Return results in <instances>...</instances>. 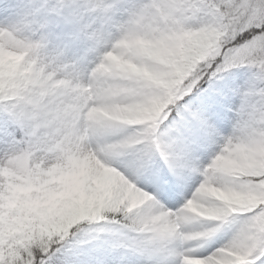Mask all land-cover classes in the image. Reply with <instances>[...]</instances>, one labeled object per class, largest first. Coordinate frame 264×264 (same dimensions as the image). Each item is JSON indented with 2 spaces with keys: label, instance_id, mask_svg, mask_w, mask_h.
Returning a JSON list of instances; mask_svg holds the SVG:
<instances>
[{
  "label": "snow or ice",
  "instance_id": "1",
  "mask_svg": "<svg viewBox=\"0 0 264 264\" xmlns=\"http://www.w3.org/2000/svg\"><path fill=\"white\" fill-rule=\"evenodd\" d=\"M0 16V264H264V0Z\"/></svg>",
  "mask_w": 264,
  "mask_h": 264
},
{
  "label": "rangeland",
  "instance_id": "2",
  "mask_svg": "<svg viewBox=\"0 0 264 264\" xmlns=\"http://www.w3.org/2000/svg\"><path fill=\"white\" fill-rule=\"evenodd\" d=\"M3 17L0 16V21H3ZM63 26H58L54 28V31L59 33L63 31ZM88 45L82 41H75L71 44L67 50V63H75L76 69L75 74L79 75L82 79L86 78L87 72L90 69L91 61L94 59L92 53L87 52Z\"/></svg>",
  "mask_w": 264,
  "mask_h": 264
},
{
  "label": "clouds",
  "instance_id": "3",
  "mask_svg": "<svg viewBox=\"0 0 264 264\" xmlns=\"http://www.w3.org/2000/svg\"><path fill=\"white\" fill-rule=\"evenodd\" d=\"M42 55L41 54L40 56H33V59H35L38 63H41L42 62Z\"/></svg>",
  "mask_w": 264,
  "mask_h": 264
}]
</instances>
